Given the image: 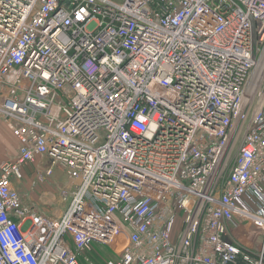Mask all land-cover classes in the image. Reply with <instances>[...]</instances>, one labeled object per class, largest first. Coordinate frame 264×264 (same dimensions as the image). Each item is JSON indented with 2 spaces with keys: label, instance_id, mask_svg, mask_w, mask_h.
Instances as JSON below:
<instances>
[{
  "label": "built area",
  "instance_id": "obj_1",
  "mask_svg": "<svg viewBox=\"0 0 264 264\" xmlns=\"http://www.w3.org/2000/svg\"><path fill=\"white\" fill-rule=\"evenodd\" d=\"M0 122V264H264V0H0Z\"/></svg>",
  "mask_w": 264,
  "mask_h": 264
},
{
  "label": "rangeland",
  "instance_id": "obj_2",
  "mask_svg": "<svg viewBox=\"0 0 264 264\" xmlns=\"http://www.w3.org/2000/svg\"><path fill=\"white\" fill-rule=\"evenodd\" d=\"M4 129L3 132H5ZM1 132V131H0ZM34 167H30L27 171V177L20 185V193L25 206L41 207L49 216L59 217L66 210L67 203L59 200V188L69 186L71 181L66 172L55 167V173L52 178L45 183H39L36 178L31 176ZM101 256L93 254L95 262L101 263L102 257H110L113 255L110 249L103 246H96Z\"/></svg>",
  "mask_w": 264,
  "mask_h": 264
},
{
  "label": "crops",
  "instance_id": "obj_3",
  "mask_svg": "<svg viewBox=\"0 0 264 264\" xmlns=\"http://www.w3.org/2000/svg\"><path fill=\"white\" fill-rule=\"evenodd\" d=\"M0 131V161L13 160L17 155L18 142L4 122H0Z\"/></svg>",
  "mask_w": 264,
  "mask_h": 264
}]
</instances>
